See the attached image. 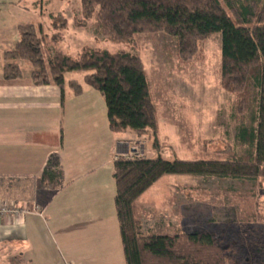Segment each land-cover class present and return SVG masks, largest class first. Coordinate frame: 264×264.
Returning <instances> with one entry per match:
<instances>
[{
    "label": "trees",
    "instance_id": "obj_1",
    "mask_svg": "<svg viewBox=\"0 0 264 264\" xmlns=\"http://www.w3.org/2000/svg\"><path fill=\"white\" fill-rule=\"evenodd\" d=\"M78 10L72 19L75 28L92 26L95 34L122 45H130L139 34L162 32L176 39L183 60L197 54L206 39L220 35L223 89L244 106L240 110L250 101V86L257 90V121L247 127L240 118L237 124L236 140L246 148L244 156L227 147L216 152L212 160H167L160 155L134 161L119 159L114 161L113 173L126 264L245 263L236 241H225L205 230L173 236L144 233L137 220L136 202L167 176L264 179V0H79ZM52 19L51 36L38 32L33 24L17 28L18 41L3 56L4 79L22 78L19 61L30 65V78L36 86L54 85L61 92L65 74H79L84 85L102 96L113 134L145 139L157 148V109L140 59L123 51L111 53L89 47L73 58L57 48L66 24L56 25V18ZM68 84L80 95V84L75 80ZM63 185L59 158L49 156L38 186L55 193Z\"/></svg>",
    "mask_w": 264,
    "mask_h": 264
},
{
    "label": "rangeland",
    "instance_id": "obj_2",
    "mask_svg": "<svg viewBox=\"0 0 264 264\" xmlns=\"http://www.w3.org/2000/svg\"><path fill=\"white\" fill-rule=\"evenodd\" d=\"M78 9L79 0H0V57L3 49H14L19 26L33 24L38 32L51 36L52 18H56V25L66 24L57 48L73 58L89 47L111 53L123 51L140 59L157 109L159 145L155 148L145 139L119 137L120 140L143 141L145 158L149 159L160 155L167 160H212L216 152L227 147L234 148L239 156L245 155L246 148L236 140L237 124L240 118L247 127L257 121L259 95L250 86L248 109L240 110L244 106L223 89L220 35L206 39L197 54L183 60L176 39L162 32L139 34L130 45H122L95 34L92 26L75 28L72 19ZM19 64L24 72L32 70L26 62ZM79 78V74H65L64 90L76 95L68 82ZM7 185L5 181L0 183V204L13 202L19 212L36 206L21 207L17 201L8 200ZM27 186L31 191V184L22 182L19 192L17 185V198L26 195L22 189ZM136 206L144 233L173 236L205 230L225 241H236L246 259L243 264H264V179L167 176L149 189ZM8 243L2 238L0 264H25L21 257L10 255Z\"/></svg>",
    "mask_w": 264,
    "mask_h": 264
},
{
    "label": "crops",
    "instance_id": "obj_3",
    "mask_svg": "<svg viewBox=\"0 0 264 264\" xmlns=\"http://www.w3.org/2000/svg\"><path fill=\"white\" fill-rule=\"evenodd\" d=\"M7 51L0 57V179L9 184L8 200L39 209L0 219V243L9 240L10 255L25 264H126L113 179L117 145L125 140L109 130L102 96L82 78L72 79L80 95L36 86L31 70L5 80ZM49 156L59 158L64 176L55 193L38 186ZM22 182L32 189L23 187L26 195L17 198Z\"/></svg>",
    "mask_w": 264,
    "mask_h": 264
},
{
    "label": "built area",
    "instance_id": "obj_4",
    "mask_svg": "<svg viewBox=\"0 0 264 264\" xmlns=\"http://www.w3.org/2000/svg\"><path fill=\"white\" fill-rule=\"evenodd\" d=\"M146 145L141 140L122 141L117 145V152L114 160H143L146 155ZM38 209V208H37ZM30 210L18 211L13 202L0 204V219H15L24 214H28Z\"/></svg>",
    "mask_w": 264,
    "mask_h": 264
}]
</instances>
